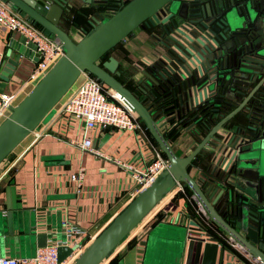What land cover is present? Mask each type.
Returning a JSON list of instances; mask_svg holds the SVG:
<instances>
[{
    "label": "water",
    "instance_id": "water-1",
    "mask_svg": "<svg viewBox=\"0 0 264 264\" xmlns=\"http://www.w3.org/2000/svg\"><path fill=\"white\" fill-rule=\"evenodd\" d=\"M2 1L59 42L64 55L0 124V163L50 120L83 73L127 103L169 162L71 264H101L177 184L187 186L203 209L179 218L182 264H234L225 237L264 264V0ZM75 1L81 5L74 15L84 21L75 26L78 41L60 27ZM136 30L154 31L155 48L152 58L138 64L143 79H132L130 89L111 54ZM3 52L0 93L21 58L38 61L23 36L9 38ZM183 129H191L198 142L179 156L167 135ZM200 159L206 167L194 179L189 168L199 167ZM41 229L31 227L37 248L52 239ZM144 246L141 241L137 264ZM73 249L58 246V260Z\"/></svg>",
    "mask_w": 264,
    "mask_h": 264
},
{
    "label": "crops",
    "instance_id": "crops-1",
    "mask_svg": "<svg viewBox=\"0 0 264 264\" xmlns=\"http://www.w3.org/2000/svg\"><path fill=\"white\" fill-rule=\"evenodd\" d=\"M80 5L75 1L69 14L60 21L61 29L74 41L80 39L73 24ZM153 33L136 30L111 54L119 64L120 79L126 88L134 86L132 79H143L138 64L152 58L155 48ZM19 37L0 31V60L7 40ZM35 67L36 63L21 58L3 93L14 96L15 101L26 95L31 90L33 81L30 77ZM138 120L140 128L134 130L96 128L89 132L93 149L111 158L108 159L69 145V139L83 138V124L71 120L59 110L36 131L37 137L33 134L12 159H6L5 168L10 169L0 180V258L34 256L37 249L31 230L34 225L44 227L37 232L48 230L53 240L65 239L64 222L70 220L88 235L99 233L129 202L136 186L128 180V174L116 160L143 168L157 153L162 154L145 124ZM200 136H204L203 131ZM169 140L179 156L189 154L198 142L191 129H183ZM81 166L85 168L84 187L81 192H76L75 183L69 176ZM198 166L189 168L194 179H198L200 169L206 167L201 159ZM197 209L198 202L193 194L177 184L103 264H137L141 241L145 242L142 264H182L181 242L185 234L179 218L187 211L193 213ZM211 229L222 238L223 234L214 226ZM85 239L80 237L77 243ZM228 249L231 248L228 246ZM232 250L242 263L259 264L246 252Z\"/></svg>",
    "mask_w": 264,
    "mask_h": 264
},
{
    "label": "built area",
    "instance_id": "built-area-1",
    "mask_svg": "<svg viewBox=\"0 0 264 264\" xmlns=\"http://www.w3.org/2000/svg\"><path fill=\"white\" fill-rule=\"evenodd\" d=\"M0 31L14 33L23 36L27 42L35 46V56L38 61L30 77V81H36L63 55L62 45L53 37L47 35L24 16L12 11L6 3L0 0ZM83 82L77 90L61 106L60 112L71 120L83 124V138L81 140L69 139L68 143L83 151H89L98 156H104L92 147V138L89 132L96 128L114 130H134L140 128L139 118L132 112L127 103L118 94L102 85L95 77L86 73L82 74ZM15 97L0 93V120L6 118L14 106ZM37 137V132H34ZM116 163L128 174V180L136 186L130 200L143 188L152 182L164 169L168 167V160L161 153H157L149 163L140 168L133 163L116 160ZM5 168L0 174V180L9 171ZM85 168L81 166L77 172L71 173L69 179L75 183L76 192L83 189ZM182 188V184H179ZM129 200V201H130ZM198 211L203 209L198 203ZM144 221V220H143ZM142 221V222H143ZM65 239H48L44 247L37 248L34 256L24 258L1 257L0 264H71L77 255L94 239L96 235H88L74 221H65L63 226ZM132 234L130 233L129 236ZM80 237H86L82 243H77ZM126 240V239H125ZM228 254L233 258L234 264H244L234 253V250L246 252L231 237H225ZM67 245L74 247L70 255L62 261L58 260V246ZM249 256L250 254L246 252ZM250 259L258 262L250 256ZM259 263V262H258ZM260 264V263H259Z\"/></svg>",
    "mask_w": 264,
    "mask_h": 264
},
{
    "label": "rangeland",
    "instance_id": "rangeland-1",
    "mask_svg": "<svg viewBox=\"0 0 264 264\" xmlns=\"http://www.w3.org/2000/svg\"><path fill=\"white\" fill-rule=\"evenodd\" d=\"M57 62V61H56ZM55 62V63H56ZM54 63V64H55ZM53 64V65H54ZM52 65V66H53ZM52 66L44 73V74H42L41 76H39V78L36 80V81H34L32 84H31V89L34 87V85L36 84V83H38V81L41 79V78H43V76L52 68ZM82 82H83V79H82V77L76 82V84L74 85V88L63 98V100L61 101L62 103H65V101L69 98V96L70 95H72V93H73V91H75V90H77L78 88H79V86L82 84ZM17 102H19V98L14 102V104L15 103H17ZM2 121H3V119H1L0 120V124L2 123ZM33 137V134H30L29 136H28V138H26L23 142L26 144L31 138ZM22 142V143H23ZM21 143V144H22ZM20 144V145H21ZM19 145V146H20ZM23 145V144H22ZM21 145V146H22ZM17 147L16 149H15V151L17 152H19L20 151V147ZM5 161V160H4ZM4 161L2 162V163H0V174H1V172H3V170H4V168H5V165H4ZM62 238H63V236H62ZM126 239V238H125Z\"/></svg>",
    "mask_w": 264,
    "mask_h": 264
},
{
    "label": "trees",
    "instance_id": "trees-1",
    "mask_svg": "<svg viewBox=\"0 0 264 264\" xmlns=\"http://www.w3.org/2000/svg\"><path fill=\"white\" fill-rule=\"evenodd\" d=\"M84 23V21H83V19L82 18H80V17H78V16H75L74 17V19H73V24L75 25V26H81L82 24ZM49 35V34H48ZM50 36V35H49ZM149 132V131H148ZM174 133H172V134H169V135H167V137L170 139L171 137H172V135H173ZM152 139L154 140V138L152 137ZM154 142L156 143V141L154 140ZM157 144V143H156ZM158 145V144H157ZM162 155L165 157V155H164V153L162 152ZM6 160V159H5ZM2 163V162H1ZM185 188L187 189V190H189L188 189V187L187 186H185ZM190 191V190H189ZM191 192V191H190ZM137 230V228H135L132 232H131V234H133L135 231ZM104 262V261H103ZM103 262L101 263V264H103Z\"/></svg>",
    "mask_w": 264,
    "mask_h": 264
},
{
    "label": "bare ground",
    "instance_id": "bare-ground-1",
    "mask_svg": "<svg viewBox=\"0 0 264 264\" xmlns=\"http://www.w3.org/2000/svg\"><path fill=\"white\" fill-rule=\"evenodd\" d=\"M62 104H63V103L61 102V103L57 106V108H56V112L59 111V110L61 109ZM23 143H24V142H23ZM23 143H22V144H23ZM22 144H21V145H22ZM21 145H20V146H21ZM20 146H19V147H20ZM15 152H16V151H15ZM149 215H150V214H149ZM149 215H147V217H148ZM147 217H146V218H147ZM146 218H145V219H146ZM133 230H134V229H133ZM133 230H132V231H133ZM132 231H131V232H132Z\"/></svg>",
    "mask_w": 264,
    "mask_h": 264
},
{
    "label": "flooded vegetation",
    "instance_id": "flooded-vegetation-1",
    "mask_svg": "<svg viewBox=\"0 0 264 264\" xmlns=\"http://www.w3.org/2000/svg\"><path fill=\"white\" fill-rule=\"evenodd\" d=\"M232 110H233V108H229L227 112L229 113V112H231ZM182 187L185 188L184 185H182Z\"/></svg>",
    "mask_w": 264,
    "mask_h": 264
}]
</instances>
